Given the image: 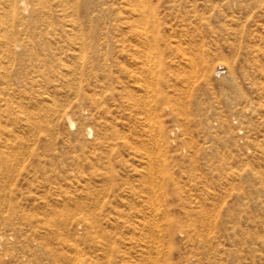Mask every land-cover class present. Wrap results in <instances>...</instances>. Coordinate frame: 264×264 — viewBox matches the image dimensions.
<instances>
[{
  "label": "rangeland",
  "instance_id": "obj_1",
  "mask_svg": "<svg viewBox=\"0 0 264 264\" xmlns=\"http://www.w3.org/2000/svg\"><path fill=\"white\" fill-rule=\"evenodd\" d=\"M18 1L0 264H264V0Z\"/></svg>",
  "mask_w": 264,
  "mask_h": 264
},
{
  "label": "bare ground",
  "instance_id": "obj_2",
  "mask_svg": "<svg viewBox=\"0 0 264 264\" xmlns=\"http://www.w3.org/2000/svg\"><path fill=\"white\" fill-rule=\"evenodd\" d=\"M139 1H140V0H139ZM142 1H143V0H141V2H142ZM18 2L20 3V0H19ZM138 5H140V4L138 3ZM140 6H143L142 3H141ZM144 6H145V5H144ZM21 7H22L24 10H27V9H28L27 3H26L24 0L21 1ZM139 9H140V8H139ZM142 9H143V11H144V8H142ZM142 9H140V11H141ZM13 10H14V9H13ZM13 10H12V12H13ZM127 11H128V10H127ZM135 12H136V11H135ZM133 13H134V12H133ZM143 13H144V12H143ZM27 14H28V13H27ZM138 15H139V14H138ZM136 16H137V15H136ZM139 16H140V15H139ZM140 17H141V16H140ZM144 17H145V16H144ZM146 18H147V17H146ZM127 19H128V18H127ZM10 20H11V18H10ZM145 21H146V20H145ZM143 22H144V20H143ZM145 25H146V23H145ZM141 26H142V25H141ZM145 28H146V27H145ZM146 34H147V32H146ZM146 34H145V35H146ZM137 35H138V34H137ZM147 37H148V35H146V38H147ZM146 38H145V39H146ZM153 38H154V37H153ZM152 40H153V39H152ZM148 41H149V39H148ZM177 41H178V40H177ZM145 43H146V42H145ZM149 43H151V42H149ZM152 43H153V42H152ZM144 46H146V45H144ZM151 46H152V45H151ZM18 47H19V46H18ZM153 47H154V45H153ZM145 48H146V47H145ZM148 48H149V47H148ZM148 48H146V49L148 50ZM150 49L152 50V47H151ZM16 50H18V49L16 48ZM19 50H20V48H19ZM140 50H141V49H140ZM142 51H143V50H142ZM145 51H146V50H145ZM145 51H144V52H145ZM152 52H153V51H152ZM150 53H151L150 51H149V53H148V52H147V53L145 52V54H147L148 56H149ZM153 53H154V52H153ZM153 53H152V54H153ZM81 55H82V54H81ZM139 55H140V54H139ZM147 55H146V59H147ZM154 56H155V54H154ZM150 57L153 58V56H150ZM79 59H82V57H79ZM146 59H145V60H146ZM153 59H155V57H154ZM148 60H150V59H147L146 62H148ZM189 60H191V59H189ZM189 60H188V61H189ZM150 61H152V60H150ZM152 62H153V61H152ZM152 62H149V65H150V66H151ZM191 62H192V60H191ZM150 63H151V64H150ZM153 63H154V62H153ZM137 64H138V63H137ZM139 64H140V63H139ZM143 64H145V62H143ZM143 64H142V65H143ZM146 65H148V63H146ZM149 65H148V67H149ZM143 66H144V65H143ZM192 66H193V64H192ZM152 68H153V66H152ZM146 69H148V68H146ZM120 70H121V68H120ZM150 70H151V67H150ZM147 71H149V70H147ZM139 76H140V75H139ZM141 77H143V76H141ZM150 77H152V70H151V75L149 74V77H148V78H150ZM132 78H133V77H132ZM132 78H131V79H132ZM139 78H140V77H139ZM139 78H137V79L139 80ZM133 79H134V78H133ZM135 79H136V77H135ZM137 79H136V80H137ZM156 79H157V78H156ZM145 80H146V79H145ZM145 80H144V81H145ZM147 80H148V79H147ZM140 81H141V79H140ZM140 81H139V82H140ZM148 81H149V80H148ZM148 81H147V82H148ZM141 82H142V81H141ZM131 83H132V82H131ZM133 83H134V81H133ZM144 83H145V82H144ZM140 84H141V83H140ZM140 84H136V87H142ZM142 84H143V83H142ZM147 84H150V81H149V83H147ZM133 85H134V84H133ZM151 85H152V80H151ZM145 86H146V85H144V87H145ZM148 86H149V87H147L146 89L150 88V85H148ZM152 87H153V86H152ZM18 88H19V87H18ZM146 89H145V90H146ZM140 90H141V88H140ZM145 90H144V91H145ZM150 91H151V89H150ZM150 91H149V89H148V92H149V93H150ZM152 91H153V89H152ZM13 93H14V92H13ZM15 94H16V93H15ZM143 94H145V93H143ZM152 94H153V93H152ZM154 94H155V93H154ZM128 95L131 96V92H130L129 90H128ZM146 95H147V92H146ZM149 95H150V94H149ZM16 96H17V95H16ZM19 96H20V95H19ZM147 96H148V95H147ZM150 96H151V95H150ZM150 96H148V98H149ZM4 97H5V96H4ZM141 97H142V96H141ZM50 98H51V97H50ZM146 98H147V97H146ZM148 98H147V99H148ZM152 98H154V97L152 96ZM150 99H151V97H150ZM10 100H11V99H10ZM19 100H20V99H19ZM48 100H49V99H48ZM50 101H52V100H50ZM53 101H54V100H53ZM53 101H52V102H53ZM90 101H92V100H90ZM142 101H143V100H142ZM150 101H151V100H149V102H150ZM167 101H168V98L166 97V95H163L162 97H160V98L158 99V101H157V106H154L155 109H156V107L159 108V109H161L162 106H164V105L167 104V103H166ZM160 102H161V103H160ZM54 103H55V102H54ZM149 105H150V104H149ZM145 107H146V106L143 104V107L141 106V107L139 108V110L137 111V112L140 114L141 118H142V115L146 112V110H144ZM152 108H153V107H152ZM146 109H147V108H146ZM5 110H6V109H5ZM150 112H151V111H150ZM153 112H154V110H153ZM153 112H152V113H153ZM152 113H149V114L151 115ZM156 114H157V112H156ZM157 115H158V114H157ZM137 116H138V115H137ZM152 116H153V115H152ZM148 117H149V116H148ZM84 118H85V116H84ZM150 118H151V117H150ZM152 118H153V117H152ZM68 120H69L70 125L72 126L73 121H72V118H71L70 116L68 117ZM147 120H148V118H147ZM151 121H152V120H151ZM153 121H154V120H153ZM149 122H150V120H149ZM150 123H151V122H150ZM150 123H149V124H150ZM147 124H148V122H147ZM151 124H153V123H151ZM151 124H150V127H151ZM130 126H131V125H130ZM158 126H159V123H158ZM152 127H153V125H152ZM6 128H7V127H6ZM156 128H158V130H159V127H156ZM151 129H152V128H151ZM153 130H154V128H153ZM153 130H152V131H153ZM146 132H147V131H146ZM173 132L175 133V131H173ZM153 133H154V132H153ZM153 133H152V134H153ZM86 134H87L88 137H92V136H93V130H92L91 128H87ZM154 134H155V133H154ZM156 134H159V133H156ZM156 134H155V135H156ZM158 136H159V135H158ZM30 137H31V135H30ZM105 137H106V136H105ZM155 137H157V135H156ZM109 138H110V137H109ZM158 138H160V136H159ZM114 139H115V138H114ZM117 139H118V138H117ZM156 139H157V138H155L154 140H156ZM160 139H161V138H160ZM150 142H151V141H150ZM155 142H156V141H154V143H155ZM151 143H152V142H151ZM156 143H157V142H156ZM156 143H155V144H156ZM159 143H160V142H159ZM159 143H158V144H159ZM158 144H157V145H158ZM27 149H29V147H28ZM160 149H162V148H160ZM156 150H157V148H156ZM156 150H155V151H156ZM27 151H29V150H27ZM148 152H149V151H148ZM155 154H156V153H154V155H155ZM144 156H145V155H144ZM145 157H146V156H145ZM149 157H150V155H149ZM155 157H157V156H155ZM150 158H151V157H150ZM150 158H147L148 160H145V161H149ZM150 161H151V160H150ZM3 162H4V161H3ZM144 163H145V162H144ZM4 164L6 165V164H7V161H5ZM150 164H151V163H150ZM150 164H148V165H150ZM151 165H152V164H151ZM151 165H150V167H151ZM154 165H155V164H154ZM157 165H158V164H157ZM160 166H161V165H159V167H160ZM155 167H156V166H155ZM155 167H154V168H155ZM0 168H1V163H0ZM157 168H158V166L155 168V170H156ZM149 169H151V168H149ZM149 169H148V170H149ZM145 171H146V170H145ZM152 171H153V170H152ZM156 171L158 172V170H156ZM156 171H155V172H156ZM149 172H151V170H150ZM157 172H156V177H155V178H157V174L160 173V170H159L158 173H157ZM104 174H105V173H104ZM148 174H149V173H148ZM153 174H154V173H153ZM1 175H2V174H1V171H0V178H3V176H1ZM151 176H152V175H151ZM152 179H153V178H152ZM152 179H151V180H152ZM157 179H158V178H157ZM1 180H2V179H1ZM2 181H3V180H2ZM151 182H153V181H151ZM157 183H158V182H157ZM158 185H159V184H158ZM1 186H3V185H1ZM40 186H41V185H40ZM41 188H42V187H41ZM155 195H156V194H155ZM152 197H153V196H152ZM1 203H2V202H1ZM157 208H158V207H157ZM5 210H6V209H5ZM155 210H158V209H155ZM152 212H153V211H152ZM154 213L156 214V211H154ZM152 214H153V213H152ZM156 215H158V214H156ZM93 219H94V218H93ZM94 221H95V220H94ZM156 222H157V221H156ZM161 222H162V221H161ZM161 222H160V223H161ZM157 223H159V222H157ZM160 223H159V224H160ZM140 225H141V224H140ZM156 225H157V224H156ZM159 226H160V228H161V225H159ZM153 227H154V226H153ZM156 230L160 233V230L158 229V227H157ZM21 231H22V230H21ZM162 231H163V230H162ZM153 232H154V231H153ZM12 233H13V232H12ZM3 234H4V233H3ZM155 234H156V232H155ZM10 235H11V234H10ZM21 235H22V233H21ZM151 235H152V234H151ZM153 235H154V234H153ZM156 235H158V237H159L160 234H156ZM156 235H155V236H156ZM152 237H153V236H152ZM161 237H163V236H161ZM149 238H150V237H149ZM156 238H157V237H156ZM1 239H2V236H1V234H0V245H1V242H2ZM159 239H162V238H159ZM153 240H154V238H153ZM135 241H136V240H135ZM140 241H141V240H140ZM157 241H158V239H157ZM161 241H162V240H161ZM161 241H158V242L161 244ZM152 243H154V242L152 241ZM156 244H157V242H156ZM72 245H73V244H72ZM158 245H159V244H158ZM161 245H162V244H161ZM153 246H154V245H153ZM153 246H152V248H153ZM73 247L76 248V246H73ZM74 248H73V250H74ZM156 248H158V247H155V249H156ZM4 249H6V248H4ZM155 249H154V250H155ZM158 249H159V248H158ZM75 250H76V249H75ZM75 250H74V252H77V250H76V251H75ZM151 251H152V250H151ZM155 252H157V251H155ZM164 252H165V251H164ZM159 253H160V251L158 250V253H156V254H159ZM75 255H77V253H76ZM151 255H152V254H151ZM107 258H108V257H107ZM10 259H11V258H10ZM20 259H21V258H20ZM20 259L18 258V261H19ZM74 259H75V258H74ZM156 259H157V258H156ZM75 260H77V259H75ZM75 260H74V261H75ZM161 260H162V259H161ZM75 264H77V263H75ZM78 264H85V262H84V261H80ZM155 264H157V263H155Z\"/></svg>",
  "mask_w": 264,
  "mask_h": 264
}]
</instances>
